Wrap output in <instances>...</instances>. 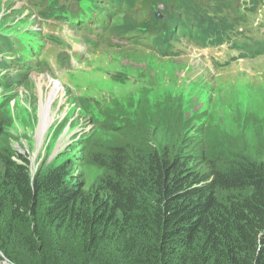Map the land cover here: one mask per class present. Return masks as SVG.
Wrapping results in <instances>:
<instances>
[{"label": "trees", "instance_id": "obj_1", "mask_svg": "<svg viewBox=\"0 0 264 264\" xmlns=\"http://www.w3.org/2000/svg\"><path fill=\"white\" fill-rule=\"evenodd\" d=\"M113 1L126 15L114 35L169 56L163 48L185 29L202 46L211 37L228 40L234 26L221 9L240 0ZM21 43L0 35L15 69L24 61ZM262 54L248 49L239 59ZM4 66L9 62L0 58V71ZM8 83L0 76V88ZM164 105L157 119L147 104L135 120L110 113L103 129L117 137L98 152L87 144L90 162L102 171L90 188L79 179L69 185L65 166L33 177L28 160L2 140L7 124L0 118V261L264 264V160L231 144L215 148L207 130L190 134L188 121Z\"/></svg>", "mask_w": 264, "mask_h": 264}, {"label": "rangeland", "instance_id": "obj_2", "mask_svg": "<svg viewBox=\"0 0 264 264\" xmlns=\"http://www.w3.org/2000/svg\"><path fill=\"white\" fill-rule=\"evenodd\" d=\"M247 1H230L222 14L233 22L234 42L264 41V5L253 7L250 1V7ZM69 4L74 1L0 0L1 36L39 39L43 45L41 32L61 36L64 44L54 46L55 56L65 51L73 59V66L64 64L55 71L15 69L16 60L0 48V58L9 62L0 76L10 83L0 88V118L7 124L2 140L9 138L13 151L28 160L33 177L65 166L69 185L79 179L90 188L102 171L90 162L87 146L98 152L117 137L103 129L113 110L135 120L146 104L155 119L160 114L157 106H172L175 115L188 121L190 134L207 130L215 148L224 150L231 144L264 160V54L221 66L232 55L230 49L202 50L184 39L178 45L180 53L162 56L112 33L124 23L121 12L111 20V30L99 31L95 45H87V34L55 24L49 14ZM12 76L15 82L8 81ZM55 84L59 90L49 109L50 124L41 130V106Z\"/></svg>", "mask_w": 264, "mask_h": 264}, {"label": "bare ground", "instance_id": "obj_3", "mask_svg": "<svg viewBox=\"0 0 264 264\" xmlns=\"http://www.w3.org/2000/svg\"><path fill=\"white\" fill-rule=\"evenodd\" d=\"M41 82H44V78H40ZM41 84V83H40ZM59 90L58 84H55L53 92L48 96L42 103L41 106V130H45L47 126L50 124L49 118V109L52 103L53 98L57 95V91Z\"/></svg>", "mask_w": 264, "mask_h": 264}, {"label": "clouds", "instance_id": "obj_4", "mask_svg": "<svg viewBox=\"0 0 264 264\" xmlns=\"http://www.w3.org/2000/svg\"><path fill=\"white\" fill-rule=\"evenodd\" d=\"M112 26H113V25H112ZM110 30H111V29H110ZM125 40H126V39H125ZM21 46H22V45H21ZM146 48H147V47H146ZM238 59H239V58H238ZM236 60H237V59H236ZM234 61H235V60H234ZM232 62H233V61H232ZM228 64H229V63H228ZM224 66H225V65H224ZM14 67H15V66H14ZM14 67H13V68H14ZM33 70H35V69H33ZM1 77H3V76H1ZM12 77H13V76H12ZM3 78H4V77H3ZM121 120H122V119H120V121H121ZM117 122H118V121H116L115 123L117 124ZM4 261H5V260H4Z\"/></svg>", "mask_w": 264, "mask_h": 264}, {"label": "water", "instance_id": "obj_5", "mask_svg": "<svg viewBox=\"0 0 264 264\" xmlns=\"http://www.w3.org/2000/svg\"><path fill=\"white\" fill-rule=\"evenodd\" d=\"M158 17H159V15H158ZM0 254H1V252H0ZM6 261V260H5ZM6 262H8V261H6Z\"/></svg>", "mask_w": 264, "mask_h": 264}]
</instances>
